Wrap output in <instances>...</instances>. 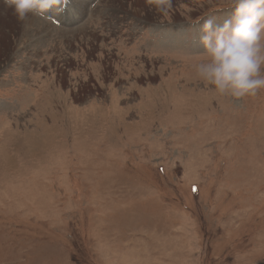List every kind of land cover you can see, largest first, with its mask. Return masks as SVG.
<instances>
[{
    "label": "rangeland",
    "instance_id": "1",
    "mask_svg": "<svg viewBox=\"0 0 264 264\" xmlns=\"http://www.w3.org/2000/svg\"><path fill=\"white\" fill-rule=\"evenodd\" d=\"M2 12L0 264H264V89L193 67L230 0Z\"/></svg>",
    "mask_w": 264,
    "mask_h": 264
},
{
    "label": "clouds",
    "instance_id": "2",
    "mask_svg": "<svg viewBox=\"0 0 264 264\" xmlns=\"http://www.w3.org/2000/svg\"><path fill=\"white\" fill-rule=\"evenodd\" d=\"M18 21L59 15L69 0H2ZM151 10L167 16L173 0H145ZM232 15L221 24L204 22L200 42L204 59L193 67L197 78L216 95L235 101L255 97L264 89V0H230Z\"/></svg>",
    "mask_w": 264,
    "mask_h": 264
},
{
    "label": "bare ground",
    "instance_id": "3",
    "mask_svg": "<svg viewBox=\"0 0 264 264\" xmlns=\"http://www.w3.org/2000/svg\"><path fill=\"white\" fill-rule=\"evenodd\" d=\"M0 3H1V2H0ZM2 5H3V4H2ZM4 6H5V5H4ZM4 8H5V7H4ZM0 11H1V12L3 11L2 13H3L4 15H9L10 13H13V12L10 11V10H8V11H4L3 8H2L1 6H0ZM10 15H11V14H10ZM36 20H37V19H36ZM32 21H33V19L30 18V21L28 20V22H27V20H26V22L24 23V25L26 26V29H27V30H28V26H29L30 24H33V23H34V22H32ZM19 24H20V23H19ZM21 24L23 25V23H21ZM22 25H21V26H22ZM24 25H23V26H24ZM25 26H24V27H25ZM33 26H35V25L33 24ZM21 29H23V28H21ZM21 29H20V30H21ZM30 30H31V29H30ZM24 31H25V30H24ZM24 31H23V35L26 34V32H24ZM20 32H22V31H20ZM39 36H40V35H39Z\"/></svg>",
    "mask_w": 264,
    "mask_h": 264
}]
</instances>
